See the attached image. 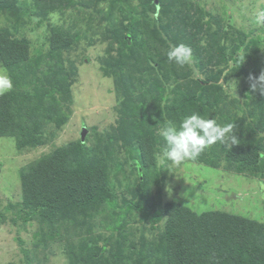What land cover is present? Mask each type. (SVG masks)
Wrapping results in <instances>:
<instances>
[{"label": "trees", "instance_id": "1", "mask_svg": "<svg viewBox=\"0 0 264 264\" xmlns=\"http://www.w3.org/2000/svg\"><path fill=\"white\" fill-rule=\"evenodd\" d=\"M9 1L0 0V7L12 8ZM35 1L41 6L49 4L50 0ZM164 1L146 0L141 5L143 19L129 15L125 23L108 28L110 39L117 46L112 63L116 65L118 76L126 78L128 84L122 86L120 124L114 134H106L107 138L135 146L132 166L137 172L138 188H142L147 181V172L156 166V150L160 152L163 148V137L157 130L168 121L179 124L192 113L204 118L210 113L211 118L220 117L223 125H233L232 134L237 140L236 144L223 146L219 153L205 161L214 166L224 161V168L237 172L246 168L257 172L264 170V135L258 136L253 129L264 130V92L260 89L256 95L246 93L242 102L231 99L227 104H221L224 96L219 80L223 71L230 68L231 60L239 65L238 53L245 42L230 45L224 41L230 39L227 36L229 29L221 30V33L219 30L208 32L210 21L205 22L201 13L193 14L201 11H189L185 7L181 15H174V2L167 4ZM14 9L19 10V7ZM149 9L154 11L156 20L147 14ZM158 12L171 17L168 24L170 28L177 26V32H165L162 25L158 28ZM204 31V35H210L208 38L203 39L199 34ZM157 34L163 49L154 42ZM242 37L245 39L248 35L244 33ZM248 40L244 50L256 52L254 46L258 41ZM75 41V32L52 25L47 36V51L31 55L27 40L0 31V62L13 83L12 90L0 96V137H12L17 149L41 145L66 123L65 102L70 105L71 100L63 94L68 90V74L63 69L61 54ZM180 43L192 49L195 61L181 69L168 62L165 55L170 45ZM43 64L45 67L41 69ZM191 65L196 66L200 74L207 73L206 78L189 79L188 85L176 83V89L169 90L171 96L165 95L169 80L191 76ZM37 68H40L39 72ZM114 69L110 75L116 73ZM238 70L243 71L242 66ZM134 77L140 79L141 95L150 97L134 95ZM250 77L252 80L257 78L255 75ZM27 78L32 84L30 90L20 87V80L28 81ZM248 90L253 91V87ZM158 101L163 102L164 108L152 110ZM229 109L233 111L230 116L227 114ZM164 114L167 117L164 118ZM249 118L253 128L247 122ZM252 132L255 133L253 136ZM103 151H108L107 145L104 150L95 151L78 139L21 166L18 171L20 199L2 207L0 222H5V213H11L12 221L20 220L23 226L36 216L42 224L56 226L58 219L73 223L76 216L89 217L102 205L113 209L121 194L108 181L107 156L110 151L106 156ZM203 154L196 158L202 160ZM164 165H158L159 173L164 171ZM121 197L125 199L124 195ZM154 218L163 219V239L150 253L158 254L163 264H264V222L221 210L197 214L172 200L160 203ZM22 241L17 237L24 264H30L29 253ZM75 247L69 246L66 250L69 264H118L121 256V264H129L124 247L118 248L114 259H107L103 248L88 240Z\"/></svg>", "mask_w": 264, "mask_h": 264}, {"label": "rangeland", "instance_id": "2", "mask_svg": "<svg viewBox=\"0 0 264 264\" xmlns=\"http://www.w3.org/2000/svg\"><path fill=\"white\" fill-rule=\"evenodd\" d=\"M145 1L50 0L49 4L39 6L35 0H10L12 8L0 7V31H6L13 38L27 40L31 55L47 51V36L52 25L70 29L77 34V41L61 54L63 69L68 74V90L63 94L71 100L70 105L65 102L68 111L66 123L48 141L21 150L16 148L12 137H0V210L7 202L14 203L20 199L18 171L21 166L53 148L78 139L85 141L86 146L95 151L108 146V181L117 193L125 196L123 199L120 195L113 209L102 205L89 217L76 216L73 223L58 219L56 226L42 224L39 216L33 217L23 226L20 220L12 221L11 213H5V222H0V264H24L17 237L23 240L30 264H69L66 250L83 240L96 244L98 248L102 247L107 259H114L118 248L124 247L129 264H163L158 254L150 252L163 239V219L158 221V218H154L158 206L170 200L187 206L197 214L221 210L264 222V170L257 172L246 168L237 172L224 168V161H219L215 166L205 161L219 153L225 145L217 142L203 152L209 153L200 154H203L202 160L189 159L180 164L167 160L161 163L157 157L163 148L160 152L156 150V166L147 172L143 187L138 188L137 172L132 166V158L136 156L135 146H126L121 140L107 138L106 134H114L120 124L122 86L128 84L126 78L118 76L116 65L112 63L117 46L110 39L108 28L125 23L129 15L143 19L141 5ZM172 1L174 15H181L185 7L189 11H201L193 14L198 16L201 13L205 22L210 21L208 32L229 29L227 36L230 39L224 41L235 46L245 42L238 53L237 58L241 60L239 65L233 64L231 60L230 68L223 71L222 79L219 80L224 96L221 104H227L231 99L242 102L246 93L248 96L256 95L264 87V82L257 79L264 73V26L256 24L254 17L263 10L264 0H166L164 3ZM15 6L19 10H15ZM147 14L156 20L152 9ZM158 17V28L162 25L165 32H177V26L170 28L168 24L171 17L159 12ZM244 33L248 38L243 39ZM199 34L203 39L210 36L204 35L205 31ZM249 38L258 41L254 46L256 52L244 50ZM159 40L157 34L154 42L163 49V43ZM229 49L232 47L229 46ZM240 66L243 71L238 70ZM44 67L43 64L41 69ZM113 67L116 73L110 75L113 74ZM195 67L193 65L189 69V78L169 80L168 85H165V95L171 96L169 90H175L176 83L188 85L189 79L206 78L207 73L200 74V70ZM36 70L39 72L40 68ZM0 72H5L1 62ZM250 75L257 78L252 80ZM27 80H20V87L30 90L32 84H29V78ZM132 81L136 86L134 95H141L140 79L134 77ZM252 85H255L253 91H246ZM156 107L157 110L164 108L163 102H156L152 110L155 111ZM227 114L230 116L233 111L229 109ZM164 115V118L167 117ZM209 116L210 113H207L206 117L211 118ZM213 119L223 126L220 117L215 115ZM247 122L253 128L250 118ZM253 129L258 136L264 135L263 128ZM161 130L159 128L157 132L161 133ZM255 133L252 132L251 136ZM108 151L102 154L106 156ZM161 164H165L164 171L159 173L161 169L158 165ZM50 232L53 235L50 236ZM122 260L123 256L118 264Z\"/></svg>", "mask_w": 264, "mask_h": 264}, {"label": "clouds", "instance_id": "3", "mask_svg": "<svg viewBox=\"0 0 264 264\" xmlns=\"http://www.w3.org/2000/svg\"><path fill=\"white\" fill-rule=\"evenodd\" d=\"M254 21L256 24H264V10L255 14ZM166 59L179 67H184L192 62V49L183 44L170 45L165 53ZM264 82V73L258 78ZM255 88V85H252ZM13 83L5 72H0V96L11 91ZM264 92V88H262ZM233 125H223L217 123L213 118H204L203 116L192 113L185 116L179 124L168 121L161 130L163 137V149L158 154L161 163L165 160L174 164L189 159H195L211 145L219 142L222 145L231 147L236 144V137L232 134Z\"/></svg>", "mask_w": 264, "mask_h": 264}]
</instances>
